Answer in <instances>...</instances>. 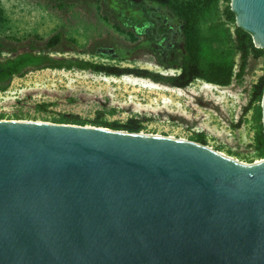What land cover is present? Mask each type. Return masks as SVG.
I'll return each instance as SVG.
<instances>
[{
  "label": "water",
  "instance_id": "1",
  "mask_svg": "<svg viewBox=\"0 0 264 264\" xmlns=\"http://www.w3.org/2000/svg\"><path fill=\"white\" fill-rule=\"evenodd\" d=\"M230 9L264 48V0ZM99 128L0 120V264H264V158Z\"/></svg>",
  "mask_w": 264,
  "mask_h": 264
},
{
  "label": "rangeland",
  "instance_id": "2",
  "mask_svg": "<svg viewBox=\"0 0 264 264\" xmlns=\"http://www.w3.org/2000/svg\"><path fill=\"white\" fill-rule=\"evenodd\" d=\"M225 3L201 22L228 26ZM0 51H33L53 58H78L124 67L177 73L171 67L183 53L181 24L165 8L148 0H0ZM128 32H131L129 34ZM58 35L51 48L46 44ZM228 47L227 41L214 42ZM236 69L238 57L235 56ZM264 76V52L250 56L241 80L217 86L201 79L184 88L147 78L106 75L77 68H27L0 89V120L59 123L89 127L91 120L126 123L135 119L139 132L194 141L250 163L261 159L254 149L255 121L249 104L252 87ZM197 142V141H196ZM200 143V142H198ZM202 144V143H201Z\"/></svg>",
  "mask_w": 264,
  "mask_h": 264
},
{
  "label": "trees",
  "instance_id": "3",
  "mask_svg": "<svg viewBox=\"0 0 264 264\" xmlns=\"http://www.w3.org/2000/svg\"><path fill=\"white\" fill-rule=\"evenodd\" d=\"M160 7L165 8L181 24L183 35V53L178 61H172L171 67L177 69V73H161L145 68L124 67L111 64L93 62L78 58H53L46 54L25 51L16 58L19 70L17 76H21L24 70H20L22 65L28 63L32 68H77L91 70L93 72L106 75H133L147 78L155 83H161L171 87L184 88L193 80L201 79L207 83L217 86H228L233 80H241L244 76L248 59L250 56L258 57L264 52V48L256 47L251 34L235 24V13L230 9V0H222L225 5L222 10L224 19L234 23L233 30L223 23L213 24L206 34L201 29V22L208 19L218 10L220 0H148ZM4 20L3 11L0 7V23ZM131 34V32H128ZM58 35L50 38L46 44L51 48L59 42ZM227 41L228 47H216L214 42ZM235 56L238 57V68L236 69ZM26 70V69H25ZM7 84L0 89L4 90ZM264 87V76H260L252 87V94L249 104L244 108L247 111L252 103L255 135L254 149L260 158H264V132L262 125L261 99ZM76 121V118L62 117L58 121ZM91 123L95 126H105L115 130H126L129 132H139L141 125L135 119H130L126 123L107 122L105 120L94 119ZM197 142L202 144V136L197 137Z\"/></svg>",
  "mask_w": 264,
  "mask_h": 264
},
{
  "label": "flooded vegetation",
  "instance_id": "4",
  "mask_svg": "<svg viewBox=\"0 0 264 264\" xmlns=\"http://www.w3.org/2000/svg\"><path fill=\"white\" fill-rule=\"evenodd\" d=\"M20 53L6 54L0 51V88L7 84L19 70L18 63L15 61ZM20 70L32 68L31 64L22 65Z\"/></svg>",
  "mask_w": 264,
  "mask_h": 264
},
{
  "label": "bare ground",
  "instance_id": "5",
  "mask_svg": "<svg viewBox=\"0 0 264 264\" xmlns=\"http://www.w3.org/2000/svg\"><path fill=\"white\" fill-rule=\"evenodd\" d=\"M18 121H21V120H18ZM47 123V122H46ZM66 125H72V124H66ZM75 126H78V125H75ZM85 127H88L89 126H85ZM92 128V127H91ZM99 129L103 130V131H108V132H117V133H121V134H135V135H140V136H158V135H154V134H145V133H141V132H129V131H126V130H115V129H108V128H104V127H100ZM163 137H166V138H171V137H167V136H163ZM178 140H182V139H179V138H176ZM190 141V140H188ZM196 142V141H195ZM207 148H210L212 150H214L217 154L223 156V157H227V158H233L232 156H229L221 151H218V150H215L207 145H205ZM235 159V158H233ZM262 159V158H261ZM261 159L259 160H255L256 162H259ZM242 162V161H241Z\"/></svg>",
  "mask_w": 264,
  "mask_h": 264
}]
</instances>
